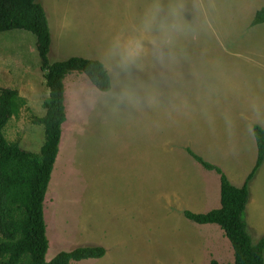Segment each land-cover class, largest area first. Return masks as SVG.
<instances>
[{"label":"rangeland","instance_id":"rangeland-1","mask_svg":"<svg viewBox=\"0 0 264 264\" xmlns=\"http://www.w3.org/2000/svg\"><path fill=\"white\" fill-rule=\"evenodd\" d=\"M52 32L50 62L83 56L104 62L110 91L79 72L65 80L67 121L48 189L47 260L80 246L105 257L70 264H221L234 248L218 224L184 211L220 201L215 171L188 148L244 179L257 159L247 113L264 127V0H39ZM139 54L126 68L120 55ZM26 105L6 128L11 142L41 153L50 96L37 36L0 32V88ZM248 232L264 237V165L250 185ZM187 206V207H186ZM205 210V211H203Z\"/></svg>","mask_w":264,"mask_h":264},{"label":"trees","instance_id":"trees-1","mask_svg":"<svg viewBox=\"0 0 264 264\" xmlns=\"http://www.w3.org/2000/svg\"><path fill=\"white\" fill-rule=\"evenodd\" d=\"M264 23V7L252 26ZM23 29L37 36L41 68L45 71L50 96L44 102L46 113L34 122L46 127V140L41 153L11 142L6 128L20 114L26 99L19 89L0 88V264H70L72 261L100 259L107 249L102 245L80 246L62 251L47 260L50 247L45 202L67 121V76L86 74L101 91L112 89V77L103 61L82 56L50 62L52 32L47 11L39 0H0V32ZM258 157L255 168L241 187L234 185L223 168L205 160L188 148L191 156L207 170L215 171L221 181V207L207 213L185 210L186 218L198 224H218L230 240L235 254L233 264H264V237L255 243L246 220L251 182L264 165V127H254ZM211 264H221L212 260Z\"/></svg>","mask_w":264,"mask_h":264},{"label":"crops","instance_id":"crops-1","mask_svg":"<svg viewBox=\"0 0 264 264\" xmlns=\"http://www.w3.org/2000/svg\"><path fill=\"white\" fill-rule=\"evenodd\" d=\"M83 57V56H82ZM256 116V114L254 113H247V120H248V122L250 123V125H249V129L250 130H252L253 129V133H254V137H255V141H256V136H255V131H254V127H255V125L259 122V123H261L260 121H258V120H253V118ZM257 122V123H256ZM256 144H257V141H256ZM201 155V154H200ZM257 157H258V146H257ZM193 158V157H192ZM194 159V158H193ZM195 160V159H194ZM207 160V159H206ZM209 161V160H208ZM210 162V161H209ZM256 162H257V159H256ZM215 164V163H214ZM255 165H256V163L254 164V166H253V168H252V170L250 171V173L253 171V169L255 168ZM250 173L247 175V178H248V176L250 175ZM229 177V179H230V181L234 184V185H236V186H238V187H241V186H243L244 184H245V182H246V180H247V178H245V180L244 179H238V178H233V177H230V176H228ZM209 202V205L207 206L208 208L206 209L207 211H205V210H203V211H205V212H201V213H207V212H210V211H212V210H214V209H217V208H220L221 207V205H220V201L217 199L216 201H212V199L211 200H209L208 201ZM187 207V206H186ZM186 210H193L191 207H187L186 208ZM194 211V210H193ZM196 213V212H195Z\"/></svg>","mask_w":264,"mask_h":264},{"label":"clouds","instance_id":"clouds-1","mask_svg":"<svg viewBox=\"0 0 264 264\" xmlns=\"http://www.w3.org/2000/svg\"><path fill=\"white\" fill-rule=\"evenodd\" d=\"M138 54L139 53L132 48H129L123 53H121L119 67L126 68L127 66L132 64L135 61V58Z\"/></svg>","mask_w":264,"mask_h":264}]
</instances>
